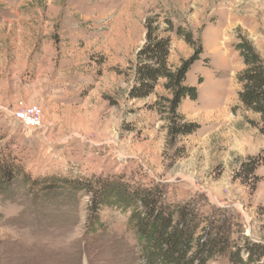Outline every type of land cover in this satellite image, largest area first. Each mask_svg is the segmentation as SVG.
<instances>
[{"label":"rangeland","instance_id":"374dc122","mask_svg":"<svg viewBox=\"0 0 264 264\" xmlns=\"http://www.w3.org/2000/svg\"><path fill=\"white\" fill-rule=\"evenodd\" d=\"M151 16L203 44L188 73L199 97L182 107L200 128L176 140L163 81L154 95L130 97ZM170 35L178 66L195 48ZM239 37L264 59V0H0V162L16 159L24 171L0 193V264H142L129 214L104 210L105 228L93 230L89 195L33 186L51 174L164 182L208 215L212 205L230 213L239 244H264V125L239 99ZM31 105L41 125L28 131L13 114Z\"/></svg>","mask_w":264,"mask_h":264},{"label":"trees","instance_id":"16d2710c","mask_svg":"<svg viewBox=\"0 0 264 264\" xmlns=\"http://www.w3.org/2000/svg\"><path fill=\"white\" fill-rule=\"evenodd\" d=\"M159 18L148 17L145 23L146 43L133 65L130 97L145 99L154 95L163 81L169 96L162 97L165 101L162 113L168 120V136L176 140L200 128L197 122L186 121L182 107L186 101L198 100V87L188 83V73L204 49L201 39L196 40L192 31L176 26L170 18L162 22ZM173 32L195 48V54L178 66L170 65L168 60ZM235 48L244 63L238 75L242 85L239 99L247 110L259 114L264 125V59L246 37H239ZM255 162L256 159L251 167L246 161L244 170L257 168ZM19 173L24 171L16 159L10 160V165L0 162V193ZM33 183L42 185L45 196L82 192L89 195V218L95 231L105 228L101 218L104 210L129 214L128 227L136 235L142 264H211L220 257H227L231 264H264V244L248 237L239 244L233 235L231 223L236 222H230V213L212 205L213 212L208 215L194 202L173 195L164 182H135L122 174L75 177L51 174L33 179Z\"/></svg>","mask_w":264,"mask_h":264},{"label":"built area","instance_id":"2783aa9c","mask_svg":"<svg viewBox=\"0 0 264 264\" xmlns=\"http://www.w3.org/2000/svg\"><path fill=\"white\" fill-rule=\"evenodd\" d=\"M13 116L28 131H32L41 125V109L37 105L24 107L15 112Z\"/></svg>","mask_w":264,"mask_h":264}]
</instances>
